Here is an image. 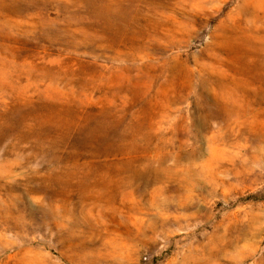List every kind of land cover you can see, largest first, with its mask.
Listing matches in <instances>:
<instances>
[{
  "label": "rangeland",
  "instance_id": "rangeland-1",
  "mask_svg": "<svg viewBox=\"0 0 264 264\" xmlns=\"http://www.w3.org/2000/svg\"><path fill=\"white\" fill-rule=\"evenodd\" d=\"M0 264H264V0H0Z\"/></svg>",
  "mask_w": 264,
  "mask_h": 264
}]
</instances>
